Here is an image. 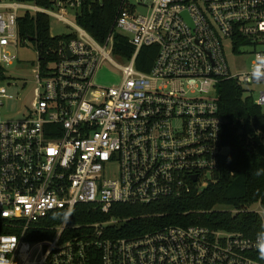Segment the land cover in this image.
<instances>
[{
  "label": "built area",
  "instance_id": "2783aa9c",
  "mask_svg": "<svg viewBox=\"0 0 264 264\" xmlns=\"http://www.w3.org/2000/svg\"><path fill=\"white\" fill-rule=\"evenodd\" d=\"M84 1L56 0L47 9L0 3L3 68L17 58L10 49L18 44L22 13L46 14L71 27L57 61L43 72L35 65L36 88L26 113L0 120V261L260 264L253 258L260 254L256 238L240 233L190 225L128 238L117 233L126 220L106 216L118 205L148 207L203 191L228 153L220 144L224 120L218 117L217 86L233 80L253 98V85L264 83L252 75L264 54V0H122L113 31L101 44L76 24ZM114 34L134 49L122 67L111 59ZM150 46L158 53L150 72L142 73L135 59ZM228 55L250 57L249 70L231 74ZM104 63L122 73L115 88L92 82ZM253 100L264 113V91ZM83 205L104 218L72 224ZM256 206L230 213L263 218ZM37 233L49 236L28 242Z\"/></svg>",
  "mask_w": 264,
  "mask_h": 264
},
{
  "label": "trees",
  "instance_id": "16d2710c",
  "mask_svg": "<svg viewBox=\"0 0 264 264\" xmlns=\"http://www.w3.org/2000/svg\"><path fill=\"white\" fill-rule=\"evenodd\" d=\"M29 2L40 9L52 8L56 0H15ZM122 0H103L101 4L85 0L78 9L76 24L86 31L94 41L103 43L113 31L114 21L119 14ZM18 43L30 44L38 53L37 65L44 71L48 63L58 59V48L70 40L68 34L52 37L50 18L46 14L22 13L17 19ZM113 56L128 61L134 49L129 47L123 36L114 34ZM156 46L144 47L135 59V67L149 73L156 58ZM7 80L0 66V83ZM218 117L224 120L220 131V144L227 154L219 161L211 180L199 194L193 192L188 198L168 201L153 206L113 207L106 218L125 219L120 225L118 236L133 238L164 227H190L198 225L212 230L240 233L256 238L264 231V217L255 214H231L230 209L241 212L257 204L264 210V113L254 104L251 97L233 80H222L216 88ZM219 207L227 208L225 211ZM103 215L92 214L87 205L76 207L71 223L101 221ZM4 234L13 232L1 230ZM48 233H37L28 242L48 238ZM264 264L261 254L253 256Z\"/></svg>",
  "mask_w": 264,
  "mask_h": 264
},
{
  "label": "rangeland",
  "instance_id": "374dc122",
  "mask_svg": "<svg viewBox=\"0 0 264 264\" xmlns=\"http://www.w3.org/2000/svg\"><path fill=\"white\" fill-rule=\"evenodd\" d=\"M15 2V0H0V3L7 4ZM27 4L31 5L29 2ZM138 13L145 14V11L138 10ZM72 21V20H71ZM52 37H60L69 34L71 27L63 23H58L55 19L50 18V30ZM17 57L12 65L5 67L7 80L3 83L6 89V98L1 99L3 104L0 107V120L11 121L19 120L26 113V108L33 100V90L36 88L34 83L33 70L38 59V53L30 44L20 45L10 49ZM117 66H125L126 62L118 57H111ZM227 63L231 74H240L247 72L250 68V57L235 59L227 56ZM122 79V73L116 67L114 68L108 63L101 65L93 84L98 88H115ZM10 84V85H9ZM9 85V86H8ZM23 86H25L23 88ZM253 98H257L258 92L264 91V83L253 85ZM227 153L226 151H224ZM204 188V187H202ZM257 209V206L253 207ZM218 210L225 211L227 208L219 207Z\"/></svg>",
  "mask_w": 264,
  "mask_h": 264
},
{
  "label": "clouds",
  "instance_id": "9594fccd",
  "mask_svg": "<svg viewBox=\"0 0 264 264\" xmlns=\"http://www.w3.org/2000/svg\"><path fill=\"white\" fill-rule=\"evenodd\" d=\"M252 75L255 78L264 77V54L257 56L256 63L253 65ZM256 244L261 258H264V231L257 235ZM0 264H4V262L0 261Z\"/></svg>",
  "mask_w": 264,
  "mask_h": 264
},
{
  "label": "water",
  "instance_id": "95a60500",
  "mask_svg": "<svg viewBox=\"0 0 264 264\" xmlns=\"http://www.w3.org/2000/svg\"><path fill=\"white\" fill-rule=\"evenodd\" d=\"M184 17H186V18H187V16H186V15H184ZM193 181L195 182V181H196V179H195V178H193Z\"/></svg>",
  "mask_w": 264,
  "mask_h": 264
}]
</instances>
